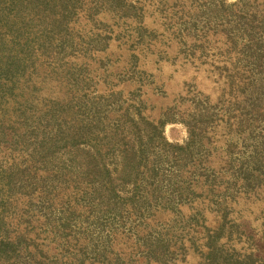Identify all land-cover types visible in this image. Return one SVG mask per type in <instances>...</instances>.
Here are the masks:
<instances>
[{"label":"trees","instance_id":"16d2710c","mask_svg":"<svg viewBox=\"0 0 264 264\" xmlns=\"http://www.w3.org/2000/svg\"><path fill=\"white\" fill-rule=\"evenodd\" d=\"M77 1L0 0V264H126L121 261H126L124 254L120 257L122 252L106 242L101 249L89 250L86 258L92 241L79 240L69 228L74 215L97 212L116 218L123 210L133 214L139 210L137 197L144 196V209L160 204L171 213L175 200L193 206L195 213L188 220L198 226L196 212L208 213L206 201L202 208L195 203L199 193L222 198L216 201L210 225L202 227L199 264H264L263 254L236 246L237 236L231 240L233 223L226 218L228 188H245L257 179L252 172L261 165L257 150L237 167L227 153L220 162L208 161L210 168L217 164L229 172L223 188L217 176H199L209 167L202 165L200 156L194 158V149L218 147L214 136L230 131L238 115L236 128L245 125L249 136L264 121V0H202L196 15L190 8L197 0H152V8L147 0H92L84 14L93 24L83 34L68 28ZM98 3L125 41L148 52L153 63L163 53L172 58L181 53L172 68L197 82L221 86L217 103L201 90L204 98L180 112L187 127L184 143L163 137V124L174 119L168 109L157 120L150 118L142 100L127 103L122 84L89 92L86 67L93 64L92 55L105 50L102 39L109 38L96 26V21L104 22L101 16L95 18ZM153 12L162 13L163 22L149 20ZM225 17L221 26L211 24ZM88 50L89 57L75 53L78 59L67 58ZM133 55L125 59L130 62ZM107 73L115 76L113 70ZM166 164L172 174L163 183L157 175ZM146 174L152 181L149 188L140 186ZM157 239L160 247H147V256L135 264H175L164 254L185 248L184 241L176 246L171 238ZM187 245L196 247L192 239ZM70 249L79 250L71 259L65 257Z\"/></svg>","mask_w":264,"mask_h":264},{"label":"rangeland","instance_id":"374dc122","mask_svg":"<svg viewBox=\"0 0 264 264\" xmlns=\"http://www.w3.org/2000/svg\"><path fill=\"white\" fill-rule=\"evenodd\" d=\"M227 1L232 2L234 0ZM249 1L253 2L254 0ZM258 1L260 0H256L255 3ZM201 2L204 1L197 0L190 8L192 14H200L201 9H199L198 4ZM93 4L92 0H78L76 14L69 20L68 28L70 29L74 26L75 29L80 30V34L88 32V28L93 22L90 23L86 19L84 10ZM147 4L149 8H152V0H147ZM153 4H156V2H153ZM97 8L98 11L95 18L101 16L103 18L101 20H104V22L98 23V21H96V26L100 31L108 32L109 38L105 42L102 39L100 43L101 47L103 46L104 48L105 46L104 53L100 52L92 55L95 57V60L91 62L93 64L87 65L86 67V70L89 72L87 74L91 77L88 86L89 92H104L105 88L112 85L113 82H118L120 85L122 84L125 88L124 96L129 97L127 103H130L131 100H142V102L145 103L143 112L150 118H155V120H157L162 112L168 109L169 117L174 119L168 120L163 124V137L170 143H184L187 138V127L185 122L181 119L182 116L180 112H182L185 105L192 104L193 100L200 101L204 98L200 94L201 90H203L205 94H208V96L212 98L211 100H215L213 104L217 103L216 99L220 96L216 97V94L220 92L221 86L212 83L210 80L209 83L204 80L197 82L191 76H184L181 69L176 70L172 68L176 67L180 62L182 57L181 53L177 58H172L170 55L167 57V55L163 53L157 61L153 63L148 56V52L141 53L139 52V48L129 45V41H125L124 38L126 36L122 35L116 29L115 25L110 23L111 19L107 15L104 16L103 4L98 3ZM179 12L180 11L176 9L177 15H180ZM160 15H162V13L157 14L153 12L148 19L154 20L156 24H160V22H163ZM213 16L214 15H212V17ZM212 17L210 19H212ZM225 21L226 17L217 22L211 20V24L215 25L214 28H217V26H221ZM77 37L78 35H75V38ZM164 38L166 39V37ZM167 50L169 52V47H167ZM70 52L71 51H69V53ZM75 53L81 54L85 58L86 56H90L91 50L85 53L82 51H75L70 53L67 58L78 59V56H73ZM132 53L135 58L133 57L132 61L128 62L125 57ZM145 62L146 65L143 66L141 63ZM121 65L126 67L121 68ZM115 66L116 69H113ZM118 66L120 67L118 68ZM111 70L115 72L113 73V75L115 74L113 77L107 73ZM49 84H51V87L55 86L52 81ZM127 88L131 89L128 90ZM131 90L132 92L128 95ZM42 91L46 92L47 89L44 88ZM115 106L116 105H114V107ZM219 107L220 106L217 104L215 110H218ZM239 117L240 115L234 119L236 123L234 126H230V131L223 133L222 136L220 135L222 131H220L214 136V138L217 139L216 144H218V147L212 148L205 146L206 149H194V158L200 156L203 162L202 165L206 167V165L208 166V164L211 163H208V161L214 160L220 162L219 160L227 153L232 160V166L237 167V163L240 160H246L251 151L257 150L258 156L261 157V165H259V168L254 167L257 169H253L254 171H252L254 175H257V179L245 188H241L239 185L233 187V184L228 188L226 198L230 199V202L228 203L229 210L226 218L230 219V223H233L231 225V229H233L231 240L237 236L238 240L235 242L238 243L236 246H239V248L243 247V250L247 247L254 248L257 255L260 253L264 255V121L261 122L260 126L252 128V134L249 136V130L245 128V125L236 128V125L239 123ZM156 150L160 151L161 154L163 153L161 149L156 148ZM212 166L214 169L209 166V168H202V174L199 176L203 177L205 174L217 176L218 179L216 182L221 180L223 182V188L226 184L224 180L229 176V172H224V168L221 165L213 164ZM237 172L238 170L236 168L235 174ZM171 174L172 170L166 164L160 168L157 180H163L162 182L164 183V180ZM145 176L140 186L149 188V183L152 181L148 174ZM162 192L168 193L165 191V188ZM169 194L172 193L170 192ZM198 195L199 196L195 198L196 205L202 208L203 205L201 202L204 203V201H206V206L208 207V213L202 211L196 212V217L199 219L198 226H195L194 222L188 220L190 214L195 213L193 206L189 208L187 204H180L175 200V209L171 213L162 210L160 204H151L150 207L147 206V208L144 209L143 207L147 205L142 203L144 196H138L137 199L139 201L135 203L139 210L135 211L133 214H126L123 210L116 218H112L111 215L104 216L97 212H87L83 215H74L75 218L70 223L69 228H74L75 234L79 240L87 237L92 241L87 243L86 253H88L89 250L101 249L104 242L112 243L117 252H122L120 257L124 254V259H126V261L121 259L123 263L128 264V262H131L135 264L142 260L144 256H147V254H145L147 252V247L154 250L157 249L155 248L156 246L160 247L162 242L157 239V237H160L164 242L168 237V239L171 238L172 244H175L177 241L176 246H178L179 241H184L185 248L183 247V249L179 250V247H177L176 250H173L172 254H164L166 258L170 257L175 260V264H199V256L202 250L201 233L204 232L202 231V227L210 225L214 213L213 210L216 208V205H218L216 201H220L222 198L220 195L214 196L213 194L211 197L206 195L203 196L200 193ZM100 212L106 213L102 210H100ZM201 214L204 215L201 216ZM57 215L59 216L60 213L57 212L55 216ZM228 228L229 225L227 230ZM106 230H115L116 233L107 235ZM176 238L179 239L176 240ZM189 239L195 242L196 247L194 250H191L190 247H188L189 245H187V240ZM221 240L223 241L225 238ZM149 243L153 244L149 245ZM129 244L130 246H128ZM71 249H74V247ZM71 249L67 250L65 254V257L69 256L70 259L73 258L75 252H79V250L73 252ZM150 254L151 253H149V255ZM90 256L91 252L87 254L86 258H90ZM171 259H169V263Z\"/></svg>","mask_w":264,"mask_h":264}]
</instances>
